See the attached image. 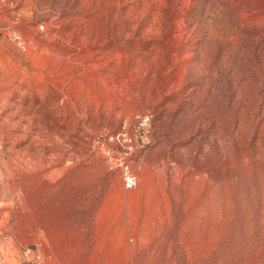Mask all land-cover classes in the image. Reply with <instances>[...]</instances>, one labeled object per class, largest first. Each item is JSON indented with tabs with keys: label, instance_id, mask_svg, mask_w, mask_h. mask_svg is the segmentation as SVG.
I'll use <instances>...</instances> for the list:
<instances>
[{
	"label": "rangeland",
	"instance_id": "1",
	"mask_svg": "<svg viewBox=\"0 0 264 264\" xmlns=\"http://www.w3.org/2000/svg\"><path fill=\"white\" fill-rule=\"evenodd\" d=\"M263 4L0 0V264H264Z\"/></svg>",
	"mask_w": 264,
	"mask_h": 264
},
{
	"label": "bare ground",
	"instance_id": "2",
	"mask_svg": "<svg viewBox=\"0 0 264 264\" xmlns=\"http://www.w3.org/2000/svg\"><path fill=\"white\" fill-rule=\"evenodd\" d=\"M261 1H263V0H261ZM187 3V2H186ZM264 5V4H263ZM165 6V5H164ZM120 7V6H119ZM144 8V7H143ZM41 9V8H40ZM146 9V8H145ZM148 9V8H147ZM122 10V9H121ZM120 10V11H121ZM173 10V9H172ZM105 12V11H104ZM107 12H108V10H107ZM111 12V11H110ZM118 12V11H117ZM147 12V11H146ZM145 13V12H144ZM151 13V12H150ZM174 13V12H173ZM264 13V12H263ZM40 14V13H39ZM105 14V13H104ZM109 14V13H108ZM116 14H118V13H116ZM115 14V15H116ZM140 14V13H139ZM183 14V13H182ZM186 14V13H185ZM36 15H37V13H36ZM120 15V14H119ZM124 15V14H123ZM144 15V14H143ZM161 15V14H160ZM102 16V15H101ZM100 16V17H101ZM121 16V15H120ZM126 16V15H125ZM124 16V17H125ZM156 16V15H155ZM154 16V17H155ZM173 16V15H172ZM39 17V16H38ZM111 17V16H110ZM115 17V16H114ZM138 17V16H137ZM150 17V16H149ZM190 17V16H189ZM193 17V16H192ZM261 17V16H260ZM264 18V17H263ZM131 19V18H130ZM151 19V18H150ZM160 19V18H159ZM166 19V18H165ZM109 20V19H108ZM114 20V19H113ZM157 20V19H156ZM173 20V19H172ZM175 20V19H174ZM119 21V20H118ZM158 21V20H157ZM160 21V20H159ZM188 21V20H187ZM178 21H176V23H177ZM204 22V21H203ZM121 23V22H120ZM150 23V22H149ZM154 23V22H153ZM54 24V23H53ZM115 24V23H114ZM111 25V24H110ZM112 25H113V23H112ZM147 25V24H146ZM149 25V24H148ZM152 25H154V24H152ZM159 26H161L160 24H159ZM167 26V25H166ZM184 26V25H183ZM199 26H200V24H199ZM102 27H103V25H102ZM107 27V26H106ZM146 27V26H145ZM185 27V26H184ZM38 28V27H37ZM101 28V27H100ZM105 28V27H104ZM109 28V27H108ZM115 28V27H114ZM148 28V27H147ZM177 28V27H176ZM112 29H113V26H112ZM159 29H160V27H155V26H152V27H150L149 29H145V31L147 32V33H152V32H155V31H158L159 32ZM165 29H166V27H165ZM190 29V28H189ZM38 30V29H37ZM45 30V29H44ZM182 30V29H181ZM35 31V30H34ZM108 31V30H107ZM113 31V30H112ZM161 31V30H160ZM167 31V30H166ZM193 31V29H191V30H188L187 32L190 34L191 32ZM100 32V31H99ZM128 33V32H127ZM156 33V32H155ZM182 33V32H181ZM211 33V32H210ZM105 34H107V33H105ZM116 34V33H115ZM100 35V34H99ZM161 35V34H160ZM213 35V34H212ZM85 36V35H84ZM101 36V35H100ZM109 36V35H108ZM117 36V35H116ZM155 36H156V34H155ZM165 36V35H164ZM173 36V35H172ZM183 34H175L173 37H171L172 39H179V40H181L182 38H183ZM89 37V36H88ZM144 37V36H143ZM142 37V38H143ZM146 37V36H145ZM159 37V36H158ZM168 38V37H167ZM171 38L170 39H165V42H164V46L165 47H170L169 46V44H170V41H171ZM194 38V37H193ZM200 38V37H199ZM84 39V38H83ZM88 39V38H87ZM157 39V38H156ZM158 39H160V38H158ZM256 39V38H255ZM263 39V38H262ZM69 40V39H68ZM81 40V39H80ZM90 40V39H89ZM100 40H102V39H100L99 37H96L94 40H93V42L94 43H97V42H99ZM193 40V39H192ZM240 40V39H239ZM257 40V39H256ZM260 40V39H259ZM206 41V40H205ZM92 42V41H91ZM69 43V42H68ZM184 43V42H183ZM80 44V43H79ZM87 44V42H84L83 44H81L80 46H79V48L80 49H83V47L85 46ZM92 44V43H91ZM76 45V44H75ZM102 45V44H101ZM263 45V44H262ZM70 46V45H69ZM89 46V45H88ZM174 46H177V45H174ZM183 46V45H182ZM198 46V45H197ZM232 46V45H231ZM231 46H230V48H231ZM260 46V45H259ZM92 47V46H91ZM159 47H161V46H159ZM180 47V46H179ZM178 47V48H179ZM71 48V47H70ZM86 48V47H85ZM89 48V47H88ZM197 48V47H196ZM199 48V47H198ZM260 48V47H259ZM173 49V48H172ZM200 49V48H199ZM218 49V48H217ZM261 49V48H260ZM76 50V49H75ZM155 50V49H154ZM161 50V49H160ZM168 50V49H167ZM194 50V49H193ZM52 51V50H51ZM73 51V50H72ZM83 51V50H82ZM171 51V50H170ZM174 51H175V49H174ZM200 51V50H199ZM228 51V50H227ZM261 51V50H260ZM88 52V51H87ZM94 52V51H93ZM92 52V53H93ZM97 52V51H96ZM154 52V51H153ZM161 52V51H160ZM180 52V51H179ZM201 52V51H200ZM230 52V51H229ZM264 52V51H263ZM63 53V52H62ZM100 53V52H99ZM152 53V52H151ZM178 53V52H177ZM177 53L176 54H174V55H172V56H170V59L171 60H173V62H176L177 61ZM187 54H185V57H192L195 53H188V52H186ZM214 53V52H213ZM89 54V53H88ZM95 54V53H94ZM182 54V53H181ZM180 54V55H181ZM225 54V53H224ZM264 54V53H263ZM53 55H55V54H53ZM86 55V54H85ZM144 55V54H143ZM179 55V56H180ZM227 55V54H226ZM69 56H70V53H69ZM95 56H96V54H95ZM99 56V55H98ZM146 56V55H145ZM155 57H154V59H153V62L155 63V65H158V61L161 59V55L159 56V54L157 53L156 55H154ZM167 56V54H166V52L163 54V56H162V58L164 59L165 57ZM184 56V55H183ZM224 56V55H223ZM88 57V56H87ZM201 57V56H200ZM206 57V56H205ZM228 57V56H227ZM264 57V56H263ZM64 58V57H63ZM76 58V57H75ZM78 59H79V57H77ZM86 58V57H85ZM93 58V57H92ZM223 58V57H222ZM66 59V58H65ZM69 59H71V58H69ZM73 59H74V57H73ZM146 59H149V58H146ZM145 59V60H146ZM180 59V58H179ZM263 59V58H262ZM68 60V59H67ZM72 60V59H71ZM170 60V61H171ZM201 60V59H200ZM215 60V59H214ZM45 61H46V59H45ZM135 61V60H134ZM191 61V60H190ZM225 61V60H224ZM262 61V60H261ZM47 62V61H46ZM194 62V61H193ZM204 62V61H203ZM207 62V61H206ZM223 62V61H222ZM54 63V62H53ZM199 63V62H198ZM197 63V64H198ZM202 63V62H201ZM217 63V62H216ZM264 63V62H263ZM57 64V63H56ZM72 64V63H71ZM138 64V63H137ZM184 64V63H183ZM192 64V63H191ZM260 64V63H259ZM45 65V64H44ZM140 65V64H139ZM144 65V64H143ZM264 65V64H263ZM262 65V66H263ZM65 66V65H64ZM88 66V65H87ZM86 66V67H87ZM91 66V65H90ZM95 66V65H94ZM152 66H153V64H152ZM192 66V65H191ZM203 66H204V64H203ZM46 67V66H45ZM63 67V66H62ZM67 67H69V66H67ZM147 67V66H146ZM155 67H157V66H155ZM159 67H165V68H167V70L169 69V67L167 66V63L165 62V61H162L161 63H159ZM180 67V66H179ZM182 67V66H181ZM187 67V66H186ZM192 67H194V66H192ZM260 67V66H259ZM42 68V67H41ZM47 68V67H46ZM137 68H139V67H137ZM145 68V67H144ZM152 68V67H151ZM172 68V67H171ZM170 68V69H171ZM206 68V67H205ZM224 68V67H223ZM60 69H61V67H60ZM67 69V68H66ZM142 69V68H141ZM148 69V68H147ZM156 69V68H155ZM188 69V68H187ZM196 69V68H195ZM261 69V68H260ZM25 70V69H24ZM43 70H45V69H43ZM90 70V69H89ZM132 70V69H131ZM140 70V69H139ZM152 70V69H151ZM157 70V69H156ZM224 70V69H223ZM255 70V69H254ZM262 70V69H261ZM64 71V70H63ZM67 71V70H66ZM130 71V70H129ZM184 71V70H183ZM190 71V70H189ZM188 71V72H189ZM53 72H55V71H53ZM65 72V71H64ZM143 72V71H142ZM146 72V71H145ZM166 72V71H165ZM165 72H163V73H165ZM191 72V71H190ZM199 72V71H198ZM206 72V71H205ZM224 72H226V71H224ZM22 73V72H21ZM47 73V72H46ZM130 73V72H129ZM136 73H138V72H136ZM144 73V72H143ZM148 73V72H147ZM160 73V72H159ZM23 74V73H22ZM45 74V73H44ZM60 74H63L62 72L60 73ZM135 74V73H134ZM142 74V73H141ZM145 74V73H144ZM170 74V73H169ZM204 74H206V73H204ZM203 74V75H204ZM224 74V73H223ZM264 74V73H263ZM30 75V74H29ZM28 75V76H29ZM64 75V74H63ZM258 75V74H257ZM38 77H40L41 78V76L40 75H37ZM43 76V75H42ZM49 76V75H48ZM148 76V75H147ZM151 76V75H150ZM149 76V77H150ZM157 75H156V73H154L153 74V77L152 78H155ZM190 76V75H189ZM210 76V75H209ZM223 76V75H222ZM159 77V76H158ZM167 77V76H166ZM205 77V76H204ZM63 78V77H62ZM128 78V77H127ZM140 78V77H139ZM148 78V77H147ZM146 78V80H148ZM168 78H169V76H168ZM176 78V77H175ZM196 78H197V76H196ZM23 79V78H22ZM21 79V80H22ZM27 79V78H26ZM43 79V78H42ZM187 79V78H186ZM191 79H193V78H191ZM190 79V80H191ZM207 79H208V77H207ZM250 79V78H249ZM261 79V78H260ZM264 79V78H263ZM131 80V79H130ZM209 80V79H208ZM237 80V79H236ZM256 80H257V78H256ZM37 81V80H36ZM43 81H45V80H43ZM126 81V80H125ZM225 81V80H224ZM245 81V80H244ZM250 81V80H249ZM248 81V82H249ZM150 82V81H149ZM156 82V81H155ZM181 82V81H180ZM238 82V81H237ZM246 82H247V79H246ZM251 82V81H250ZM139 83V82H138ZM141 83V82H140ZM199 83V82H198ZM209 83V82H208ZM234 83V82H233ZM30 84V83H29ZM164 84V83H163ZM176 84V83H175ZM203 84V83H202ZM251 84V83H250ZM133 85H135V84H133ZM158 85V84H157ZM210 85V84H209ZM262 85H263V82L262 83H260L259 85H258V89H261V87H262ZM30 86V85H29ZM136 86V85H135ZM210 86H212V85H210ZM222 86V85H221ZM241 86V85H240ZM245 86V85H244ZM252 86V85H251ZM254 86V85H253ZM170 87V86H169ZM235 87V86H234ZM238 87V86H237ZM255 87V86H254ZM135 88H139L138 86L137 87H135ZM151 88V87H150ZM153 88H154V86H153ZM204 88V87H203ZM239 88V87H238ZM252 88V87H251ZM250 88V89H251ZM147 89V88H146ZM172 89V88H171ZM174 89V88H173ZM192 89V88H191ZM247 89V88H246ZM135 90V89H134ZM177 90V89H176ZM175 90V91H176ZM187 90V89H186ZM221 90V89H220ZM242 90V89H241ZM252 90V89H251ZM39 91V90H38ZM123 91V90H122ZM150 91V90H149ZM173 91V90H172ZM171 91V92H172ZM190 91V90H189ZM193 91V90H192ZM134 92V91H133ZM167 92V91H166ZM241 92V91H240ZM246 93H247V91H245ZM126 93H127V91H126ZM168 93V92H167ZM201 93V92H200ZM203 93V92H202ZM242 93V92H241ZM255 93V92H254ZM119 94V93H118ZM128 94H130V93H128ZM133 94V93H132ZM150 94V93H149ZM183 94V93H182ZM121 95V94H120ZM131 95V94H130ZM138 95V94H137ZM181 95V94H180ZM200 95V94H199ZM248 95V94H247ZM246 95V96H247ZM39 96V95H38ZM146 96V95H145ZM161 96V95H160ZM186 96V95H185ZM253 96V95H252ZM257 96V95H256ZM134 97V96H133ZM159 96H157V98H158ZM176 98H178V97H176ZM180 98V97H179ZM204 98V97H203ZM260 98H261V101L264 99V94H261L260 95ZM154 99V98H153ZM159 99V98H158ZM147 100H149V99H147ZM177 100V99H176ZM179 100V99H178ZM259 100V99H258ZM42 101V100H41ZM120 101V100H119ZM124 101V99L121 101V102H123ZM127 101V100H126ZM180 101V100H179ZM251 101V100H250ZM249 101V102H250ZM254 101V100H253ZM257 101V100H256ZM261 101H259V105L261 104ZM152 102V101H151ZM149 103V102H148ZM176 103V102H175ZM229 103V102H228ZM245 103V102H244ZM171 104V103H170ZM249 104V103H248ZM252 104V103H251ZM247 105V104H246ZM167 106V105H166ZM171 106V105H170ZM230 106V105H229ZM251 106V105H250ZM173 107H174V105H173ZM243 107V106H242ZM20 109V108H19ZM38 109V108H37ZM168 109V108H167ZM264 110V108H257L256 110H255V113H257L258 111H260V110ZM254 110V109H253ZM40 111V110H39ZM38 111V112H39ZM242 111V110H241ZM245 112V111H244ZM254 112V111H253ZM203 113V112H202ZM224 113V112H223ZM246 113V112H245ZM36 114V113H35ZM243 114V113H242ZM252 114V113H251ZM251 114H249V115H251ZM254 114V113H253ZM120 115H121V113H120ZM252 116V115H251ZM257 117V116H256ZM246 118V117H245ZM244 119V118H243ZM257 119V118H256ZM262 119V117L261 116H259L258 117V122L260 121ZM252 120V119H251ZM241 121V120H240ZM248 121V120H247ZM243 122V121H242ZM217 123V122H216ZM232 123V122H231ZM254 123V122H253ZM264 123V122H263ZM242 125V124H241ZM263 125V124H262ZM253 126V125H252ZM187 127V126H186ZM249 127H251L250 125H249ZM254 127V126H253ZM189 128V127H188ZM204 128V127H203ZM239 128V127H238ZM248 128V127H247ZM261 128V127H260ZM241 129V128H240ZM255 129V128H254ZM260 130H262V129H260ZM191 131V130H190ZM240 131V130H239ZM244 131V130H243ZM259 131V130H258ZM238 132V131H237ZM251 132H252V129H251ZM260 133V132H259ZM237 134V136H239L238 135V133H236ZM249 134V133H248ZM262 135H263V133H262ZM261 135V136H262ZM247 137V136H246ZM257 137V136H256ZM263 138V137H262ZM259 140V139H258ZM261 142H262V140H261ZM248 147V146H247ZM250 147V146H249ZM254 148V147H253ZM255 150H256V148H255ZM258 151L260 152V155H259V157H257L259 160H261V161H263V156H262V153L264 152V146L262 145V144H258ZM252 153V152H251ZM250 153V154H251ZM264 154V153H263ZM250 158V157H249ZM253 161H254V159H253ZM133 182H135V177L133 176V175H130V176H128V186L130 185V186H132L131 184L133 183Z\"/></svg>",
	"mask_w": 264,
	"mask_h": 264
},
{
	"label": "built area",
	"instance_id": "3",
	"mask_svg": "<svg viewBox=\"0 0 264 264\" xmlns=\"http://www.w3.org/2000/svg\"><path fill=\"white\" fill-rule=\"evenodd\" d=\"M34 264H49V263H46V262H44V261H40V260H38V261H36Z\"/></svg>",
	"mask_w": 264,
	"mask_h": 264
}]
</instances>
